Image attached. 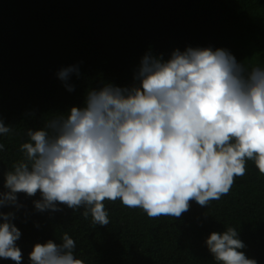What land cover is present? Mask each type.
<instances>
[{"label": "clouds", "instance_id": "clouds-1", "mask_svg": "<svg viewBox=\"0 0 264 264\" xmlns=\"http://www.w3.org/2000/svg\"><path fill=\"white\" fill-rule=\"evenodd\" d=\"M77 66L57 72L69 92ZM130 87L104 84L83 105L27 129L3 174L0 209L19 208L17 194L37 211L64 205L93 225L108 226L105 200L141 209L149 218H180L191 202L206 208L228 194L251 160L264 175V66H245L226 49L187 47L170 57L146 53ZM13 133L0 118V136ZM5 146L0 143V153ZM14 213L0 211V258L21 264ZM205 245L216 264H257L246 257L237 228L211 232ZM67 233L36 243L30 264H84Z\"/></svg>", "mask_w": 264, "mask_h": 264}, {"label": "trees", "instance_id": "trees-1", "mask_svg": "<svg viewBox=\"0 0 264 264\" xmlns=\"http://www.w3.org/2000/svg\"><path fill=\"white\" fill-rule=\"evenodd\" d=\"M187 47L223 48L238 63L264 66V0H0V118L13 128L0 136V191H7L3 174L20 158L25 130L82 106L88 90L132 86L146 53L167 60ZM73 65L79 76L70 75L69 92L56 74ZM17 199L19 208L0 211L14 213L21 264H30L36 243H60L65 232L84 264H216L204 242L228 226L245 244L240 251L264 264V175L251 160L228 194L206 208L193 201L178 219H152L105 200L110 223L99 226L82 217V208L37 211L39 193Z\"/></svg>", "mask_w": 264, "mask_h": 264}]
</instances>
